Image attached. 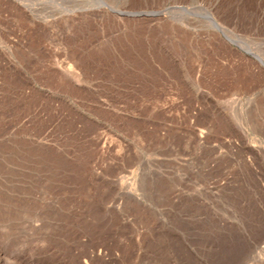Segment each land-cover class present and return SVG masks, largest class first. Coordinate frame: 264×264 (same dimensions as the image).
Wrapping results in <instances>:
<instances>
[{"label":"rangeland","instance_id":"obj_1","mask_svg":"<svg viewBox=\"0 0 264 264\" xmlns=\"http://www.w3.org/2000/svg\"><path fill=\"white\" fill-rule=\"evenodd\" d=\"M0 264H264V0H0Z\"/></svg>","mask_w":264,"mask_h":264},{"label":"bare ground","instance_id":"obj_2","mask_svg":"<svg viewBox=\"0 0 264 264\" xmlns=\"http://www.w3.org/2000/svg\"><path fill=\"white\" fill-rule=\"evenodd\" d=\"M190 9L186 6H175L174 5L171 7V10L169 11L170 13H167V15L169 16V18L178 21L177 14L189 11ZM206 18H207V21H206L207 27H206V31H204L205 33H207L208 35L210 34L214 35V34H217V30H219L220 32H222L224 35L227 36L228 31L226 30V28L220 26V24L217 23L216 18H214L211 14L207 15ZM191 32L194 33L193 30H191ZM194 34H196V32ZM197 34H200V32H197ZM255 57L262 62L260 58H258L257 56Z\"/></svg>","mask_w":264,"mask_h":264}]
</instances>
